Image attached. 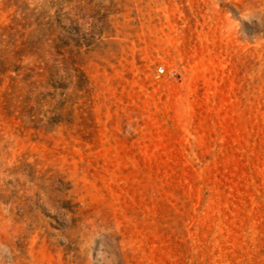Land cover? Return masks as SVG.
I'll use <instances>...</instances> for the list:
<instances>
[{"label": "rangeland", "instance_id": "rangeland-1", "mask_svg": "<svg viewBox=\"0 0 264 264\" xmlns=\"http://www.w3.org/2000/svg\"><path fill=\"white\" fill-rule=\"evenodd\" d=\"M0 264H264V0H0Z\"/></svg>", "mask_w": 264, "mask_h": 264}, {"label": "built area", "instance_id": "built-area-1", "mask_svg": "<svg viewBox=\"0 0 264 264\" xmlns=\"http://www.w3.org/2000/svg\"><path fill=\"white\" fill-rule=\"evenodd\" d=\"M158 73H160V74L164 73V69L163 68H159L158 69Z\"/></svg>", "mask_w": 264, "mask_h": 264}]
</instances>
